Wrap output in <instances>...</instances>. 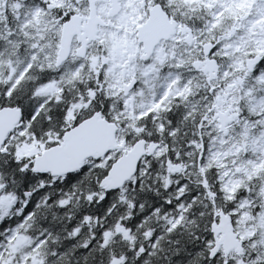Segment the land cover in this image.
<instances>
[{"label":"snow or ice","instance_id":"1","mask_svg":"<svg viewBox=\"0 0 264 264\" xmlns=\"http://www.w3.org/2000/svg\"><path fill=\"white\" fill-rule=\"evenodd\" d=\"M0 264H264V0H0Z\"/></svg>","mask_w":264,"mask_h":264}]
</instances>
